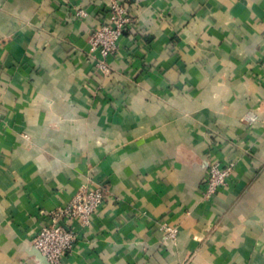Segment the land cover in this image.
Here are the masks:
<instances>
[{
	"label": "crops",
	"instance_id": "crops-1",
	"mask_svg": "<svg viewBox=\"0 0 264 264\" xmlns=\"http://www.w3.org/2000/svg\"><path fill=\"white\" fill-rule=\"evenodd\" d=\"M123 1L136 26L104 74L108 0H0V264H46L37 232L97 185L62 264H264V0Z\"/></svg>",
	"mask_w": 264,
	"mask_h": 264
},
{
	"label": "built area",
	"instance_id": "built-area-1",
	"mask_svg": "<svg viewBox=\"0 0 264 264\" xmlns=\"http://www.w3.org/2000/svg\"><path fill=\"white\" fill-rule=\"evenodd\" d=\"M79 14L84 12L79 10ZM136 26L135 19L127 11L123 0H108L105 19L96 24L88 37L89 55L95 67L104 74H109L112 67L109 57L118 49L119 40L127 26ZM264 64V60H263ZM235 168V161L225 164L211 162L207 166L203 182L202 196L212 197L217 190L227 184ZM106 198L101 185L83 186L72 199L60 208L50 212L48 221L37 232L33 245L50 264H62V258L73 248L76 233L63 224V218L77 219L83 225L88 224ZM165 240L174 242L178 227L162 224Z\"/></svg>",
	"mask_w": 264,
	"mask_h": 264
},
{
	"label": "water",
	"instance_id": "water-1",
	"mask_svg": "<svg viewBox=\"0 0 264 264\" xmlns=\"http://www.w3.org/2000/svg\"><path fill=\"white\" fill-rule=\"evenodd\" d=\"M43 260L46 262V264H50L44 256H42Z\"/></svg>",
	"mask_w": 264,
	"mask_h": 264
}]
</instances>
